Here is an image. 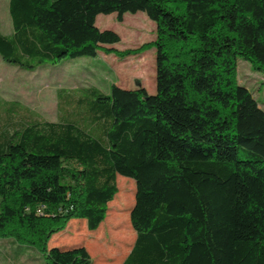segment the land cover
<instances>
[{
  "label": "trees",
  "instance_id": "1",
  "mask_svg": "<svg viewBox=\"0 0 264 264\" xmlns=\"http://www.w3.org/2000/svg\"><path fill=\"white\" fill-rule=\"evenodd\" d=\"M8 9L13 31L0 30V56L31 70L132 53L106 47L120 35L96 19L145 12L156 25L142 48H155L156 92L60 88L56 120L7 112L0 240L20 250L6 251L30 248L45 264H119L132 237L119 215V246L98 243L99 230L93 247L109 262L50 241L74 219L96 230L121 175L136 187V237L122 264H264V109L238 80L239 56L264 72V0H9Z\"/></svg>",
  "mask_w": 264,
  "mask_h": 264
},
{
  "label": "rangeland",
  "instance_id": "2",
  "mask_svg": "<svg viewBox=\"0 0 264 264\" xmlns=\"http://www.w3.org/2000/svg\"><path fill=\"white\" fill-rule=\"evenodd\" d=\"M8 3L9 0H0V30L4 34L13 31ZM96 25L101 30H114L120 35V42L105 45L106 47L115 48L122 53L131 50L132 53L119 55L98 51L95 56H82L57 64H43L35 70L8 62L0 56L1 122L5 121L9 110H13V118L32 113L41 119L56 120L57 93L60 88L96 86L108 91L110 85L115 83L122 88L134 89L143 86L150 94L156 92L155 48L149 46L142 49L145 44L155 40V23L145 12L139 11L135 14L126 13L122 21L117 20L116 13L99 14ZM238 80L251 91L264 109V72L254 70L249 61L239 56ZM117 184L118 193L109 203L106 218L100 226L89 231L84 219H74L53 237L59 238L58 246L84 245L91 255L92 263L100 258L109 262L106 253L95 254L93 247L97 245L95 238L99 230L102 239L98 243L105 247L119 246V241L112 233L119 226L113 218L119 215L127 222L132 233L129 249L119 263L122 264L136 237L130 222L136 187L134 179L121 175L117 178ZM0 264H45V261L38 252L15 255L12 250L6 251L0 247Z\"/></svg>",
  "mask_w": 264,
  "mask_h": 264
},
{
  "label": "crops",
  "instance_id": "3",
  "mask_svg": "<svg viewBox=\"0 0 264 264\" xmlns=\"http://www.w3.org/2000/svg\"><path fill=\"white\" fill-rule=\"evenodd\" d=\"M58 240H59V238H54V239L52 238L51 241H50V245H57ZM0 247H1V248L4 247L5 250L10 249V248H13L15 251L20 250V249H19L20 247H19L16 243H14V241H12V240H9L8 245H6V242L4 243V240H3V241L0 240ZM21 248L23 249V251H24L26 254H27V253L29 254L30 252L33 251V250L30 249V248H26V247H21ZM33 252H35V251H33Z\"/></svg>",
  "mask_w": 264,
  "mask_h": 264
}]
</instances>
